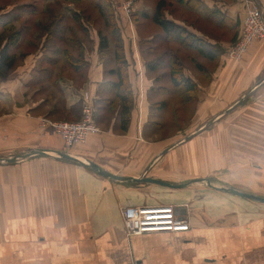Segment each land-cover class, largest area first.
Listing matches in <instances>:
<instances>
[{
	"label": "crops",
	"instance_id": "1",
	"mask_svg": "<svg viewBox=\"0 0 264 264\" xmlns=\"http://www.w3.org/2000/svg\"><path fill=\"white\" fill-rule=\"evenodd\" d=\"M256 1L264 11V0ZM195 3L194 9L175 3L179 9L173 20L213 52L232 42L235 31L239 35L247 0ZM30 4L40 7L21 2L13 8ZM155 8L146 16L152 17ZM219 10L228 18L223 26L215 16ZM20 11L27 18L28 10ZM63 11L55 18L54 45L25 53L9 76L0 78V264H129L132 259L137 264H264V201L223 189L264 197V124L260 137L254 135V123L246 124L248 135L238 146L236 129L225 131L217 123L252 96L264 109V39L253 41L243 59L232 64L224 52L212 61L169 40L164 31L141 32L133 24L121 31L132 93L131 108L124 113L125 90L114 88L119 78L113 48L100 51L98 27L103 34L105 28H92L93 17L91 22L82 19L89 26L85 32L76 24L73 4ZM75 36L79 44H74ZM66 50L82 62L72 64ZM174 56L196 85L194 92L175 88ZM85 92L102 130L67 149L61 136L40 120H64V113L76 106L81 118ZM258 112L264 121V110ZM177 113H191V122L181 126ZM204 117L210 120L193 128L194 118ZM33 150L46 152L18 157ZM242 150L244 156L237 154ZM60 152L129 179L201 180L180 188L118 181ZM223 168L228 173L214 179L222 186L204 185L212 178L210 171ZM135 205L174 206L187 218L189 230L127 239L121 210Z\"/></svg>",
	"mask_w": 264,
	"mask_h": 264
},
{
	"label": "trees",
	"instance_id": "2",
	"mask_svg": "<svg viewBox=\"0 0 264 264\" xmlns=\"http://www.w3.org/2000/svg\"><path fill=\"white\" fill-rule=\"evenodd\" d=\"M57 2L59 6L63 5V8H67V5L70 4H76L82 1H87V3L99 13V17L95 18V20H91L92 23L96 22V19H102L104 25L107 27L105 28L106 34H103V30H101L98 27V31L100 36V51L103 52L105 49H107L109 46H112L113 52L116 59L117 68L115 72L118 75V82L114 84V88H119L120 91H124L122 93V104H123V112L129 113V110L131 108V88L128 84L127 80V71H128V60L126 58L125 49H124V41L122 38V28L120 27V24L118 22V17L114 15V10L112 6V2L110 0H54ZM193 1V3H191ZM196 0H160L157 2L155 11L152 15V18L155 23H157L159 26L162 27L163 31L166 34V37L169 40L178 42L181 46L188 48V49H197V51L200 52V54H204V56L212 61H215L217 58H219V55L221 52H223L222 47L218 46L217 48L215 46V52H213L211 49H209L208 45L206 44L205 40L198 38L194 33L189 31L185 25H181L179 22H176L173 20V16H176L177 14V8L175 7L169 9L171 7V4L173 5L176 3L184 4L188 8H196ZM28 10V16L26 21L23 22V26L17 25V21L20 20L21 14L24 13V11L20 10ZM47 12V11H46ZM45 11H42V9H39L33 4L30 5H23V7L16 9V19H10V20H2L0 19V78L6 79L11 70L14 68V66L17 64V62L20 60L21 57L25 55V53L29 51H35L36 49L40 48H46L51 47L52 44L55 42V32L54 27L56 24L55 18L58 20L59 14H52L50 12V15L53 21H50L47 24H44L42 22L36 21L35 16L46 14ZM166 12L172 16V19L168 18L166 15ZM42 13V14H41ZM147 15L146 13H144ZM44 15V16H45ZM75 15V21L77 22L78 26L81 28V30L88 32L89 29L87 26H84L82 23V19L90 21L92 18L91 15H80L78 13H74ZM215 16H218L220 20V25L223 26L226 24L228 18L227 15L223 13L222 11H215ZM82 17V18H81ZM18 18V19H17ZM36 21V22H35ZM98 25V24H97ZM28 28V29H27ZM34 30V31H33ZM36 34V40L33 39V41H26L29 36H33ZM44 38L43 41V37ZM238 37V31H235V33L232 36V42H234ZM26 42V43H25ZM231 42V43H232ZM80 40L74 37V44H79ZM41 44V45H40ZM54 45V44H53ZM25 49H22V48ZM26 51V52H25ZM66 56L68 61H70L72 64H78L81 61V59L76 58L73 54L69 52V50H66ZM171 74L174 77V86L180 93L188 94V92H194L196 89V85L191 81L190 78H187L183 73V63L181 60L177 57H173L171 61ZM199 68H203L200 65H196ZM78 68V67H76ZM187 92V93H186ZM191 99V97H188ZM113 104V101H111V105ZM165 105V103H163ZM79 108L76 106L70 111L65 112V116H63L64 120L69 121H76L80 119ZM77 115V116H76Z\"/></svg>",
	"mask_w": 264,
	"mask_h": 264
},
{
	"label": "built area",
	"instance_id": "3",
	"mask_svg": "<svg viewBox=\"0 0 264 264\" xmlns=\"http://www.w3.org/2000/svg\"><path fill=\"white\" fill-rule=\"evenodd\" d=\"M135 0H126V8L133 9ZM264 39V11L256 0H247L245 15L241 21V32L232 42L227 57L237 62L242 59L253 41ZM82 116L79 120H53L41 118L42 127H52L61 136L68 149L84 144L91 134L100 133L101 127L95 121L96 108L87 92L83 96ZM124 232L127 239L134 235L155 232L188 231L189 223L184 215L177 213L174 206H128L121 210ZM129 264H137L134 259Z\"/></svg>",
	"mask_w": 264,
	"mask_h": 264
},
{
	"label": "rangeland",
	"instance_id": "4",
	"mask_svg": "<svg viewBox=\"0 0 264 264\" xmlns=\"http://www.w3.org/2000/svg\"><path fill=\"white\" fill-rule=\"evenodd\" d=\"M139 1H140V3H139ZM158 1H160V0H135L134 8L128 10L125 7L126 6V0H110V2H112L114 15H116V17H118V22H119L122 30H125V31L129 30L130 28H132V25L135 24L138 26L139 31L150 32V33H158V31L163 32L162 27L159 26L157 23H155L152 17L146 16L144 14L145 12L149 13V11L152 8H155ZM21 2L36 3L38 6H40L39 8L42 9V11H45V12L47 11L46 12V14L48 13L47 15L41 13L42 15H37L35 17L36 21L42 22L44 24H47L52 20L50 12L52 14L60 13L59 15H63V13H64L63 5L61 8V6H59L57 4V2L54 0H0V16L8 13V15H7L8 19H5L4 21L13 19L10 16V14L13 15L16 12V10L13 7L17 3H21ZM73 5L75 7V12L80 14V15H83V14H85L86 16L91 15L93 17V19L99 17L98 16L99 13L96 10H94L87 3V1H82L79 3L73 4ZM175 5H176L175 3L173 5L171 4V7H169V9L172 10V8H174ZM175 7H177V6H175ZM177 9H179V8H177ZM25 16L16 22L18 27L22 26L23 20H25V18H26ZM63 23H64V21H63ZM92 24L95 25V26H92V28L96 27L97 24H98V26H100L102 24L104 28H107L104 25L102 19L100 20L99 18H98V21H96L95 23H92ZM100 36L101 35L99 34V38H100ZM35 38H36V34H34L32 37L29 36L26 41L27 42L33 41V39L36 40ZM66 38L68 39V36H66ZM36 41L38 42L39 40L37 39ZM67 43H69V42L67 41ZM229 44L226 47L221 46L225 55H226V51L229 47ZM242 59H243V57H242ZM242 59H240L239 61H237L235 63L240 62ZM230 62L232 64H234L233 63L234 61L230 60ZM260 103H261L260 100L255 101V97L252 96L249 98L248 101H246V102L242 101L239 104V106H237L230 113H224V114H222V116L220 118L217 119L218 120L217 123L220 126H223L225 131H229L230 127L236 129V140H237L238 146L240 143L245 142L246 136L248 135L246 133V129H245L246 124L248 126V125H252V123H254V125H253L254 126V135H256V137L261 136L260 135L261 125L264 124V121L260 118V113L258 112V110L259 109L264 110V109H263V107H260L261 106ZM192 107L189 106L190 109ZM256 109H258V110H256ZM189 112H190V110H189ZM250 113H254L253 119H251ZM177 114L180 116L179 121H181V126L182 125L185 126L188 123V121L191 119V117H190L191 113H177ZM248 116H249V118H248ZM194 120H195V123H193V125H194L193 128L195 126L198 127L202 121L203 122L209 121L210 117H204V118H201L199 120H198V118H194ZM189 122H191V120ZM191 129H190V131H191ZM190 131L186 132L185 134L180 135V137L178 139H176V141L178 140L177 142H179L180 140H183L186 136L188 137L190 135L189 134ZM263 133H264V129H263ZM233 140H234V138H233ZM240 147H244V146H240ZM237 154L244 156L245 153H244V150H242L241 153L237 152ZM212 172L210 171L208 174V175H211L212 178H210L209 181H206L204 183V185L208 186V183H209L212 185L214 184V185L222 186L220 183H217V181L214 179L219 177V175H221V174H227L228 171L225 170V168H223V169H217V170L215 169L214 172L213 173ZM130 184H132V183H130ZM224 186H229V185H224Z\"/></svg>",
	"mask_w": 264,
	"mask_h": 264
},
{
	"label": "water",
	"instance_id": "5",
	"mask_svg": "<svg viewBox=\"0 0 264 264\" xmlns=\"http://www.w3.org/2000/svg\"><path fill=\"white\" fill-rule=\"evenodd\" d=\"M45 152L46 151H43V150H33V151L28 152V153H24V154L18 155V157H26V156H30V155H34V154L45 153ZM59 154L62 157H65V158L80 162L81 164H83V165H85L87 167H90L92 170L98 172L99 174H101V175H103L105 177H108V178H111V179H114V180H118V181L134 180V181H137V182H151V183H156V184H160V185H163V186L180 188V187H184V186L188 185L189 183H191L193 181L201 180V179H193L192 181L187 182V183H171V182H168V181H163V180H160V179H157V178H151V177H140V178H136V179H129L127 177H122V176L113 174V173H111V172H109L107 170H104L103 168H101L100 166H98L97 164H95L93 162H89L88 164L84 163V162H81L77 158L69 155L68 153L60 152ZM5 160L13 161L15 159H5ZM223 189L225 191H228L230 193H234V194H237V195H241L243 197L253 198V199H256V200L264 201V197L258 196L256 194L240 191V190L232 188V187H226V188H223Z\"/></svg>",
	"mask_w": 264,
	"mask_h": 264
}]
</instances>
